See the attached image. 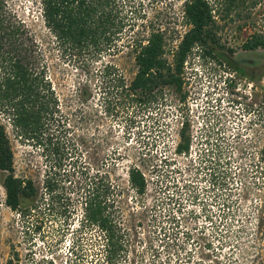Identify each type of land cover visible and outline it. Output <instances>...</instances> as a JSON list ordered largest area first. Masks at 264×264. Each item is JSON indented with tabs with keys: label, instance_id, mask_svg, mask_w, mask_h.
<instances>
[{
	"label": "rangeland",
	"instance_id": "1",
	"mask_svg": "<svg viewBox=\"0 0 264 264\" xmlns=\"http://www.w3.org/2000/svg\"><path fill=\"white\" fill-rule=\"evenodd\" d=\"M7 1L32 22L42 44L46 73L59 98L72 147L60 170H52L54 162L47 150L32 139L20 138L0 115L15 176L32 179L40 197L46 174L56 171L64 190L53 194L60 198L53 201L54 212L48 211L46 199L38 198L39 208L20 217L5 203L2 181L7 172L0 170V263L6 264L14 251L18 257L13 264L72 263L70 247L81 216L82 167L90 174L108 172L115 188L128 244L120 264H264V49L242 48L253 32L245 18L250 9L237 7L224 16L223 7L217 6L216 39L208 44L212 55L195 45L178 74L180 90L159 84L151 98L129 103L116 87L121 81L128 84L136 73L128 36L121 35L118 51L77 56L45 29L31 0ZM136 8L147 12L146 18L136 19L137 27L146 24L144 19H156L165 27L164 58L173 64L188 29L179 14L180 2L161 0L151 7L145 1ZM239 59H244L243 65L250 61L246 77L234 68ZM106 63L113 67L110 75L103 72ZM250 74L259 78L251 79ZM225 76L233 105L226 106L222 124L218 129L203 125L188 151L176 152L180 122L184 119L190 125L189 101H198L203 87L214 86L210 77H219V82ZM197 111L199 104L194 114ZM74 165L75 176L68 172ZM132 166L146 178L143 194L128 182ZM78 236L86 249L78 264H92L97 233L85 228Z\"/></svg>",
	"mask_w": 264,
	"mask_h": 264
},
{
	"label": "trees",
	"instance_id": "2",
	"mask_svg": "<svg viewBox=\"0 0 264 264\" xmlns=\"http://www.w3.org/2000/svg\"><path fill=\"white\" fill-rule=\"evenodd\" d=\"M151 7L161 0H31L39 12L43 26L70 52L79 56L82 53L100 55L106 50L118 51L121 35L128 36L127 45L133 53L136 73L128 84L116 85L129 99V103L141 102L152 97L159 85H175L180 90L183 62L195 45L202 46L204 54L212 55L208 47L214 42L216 32L213 25L223 7V15L229 16L231 10L246 7L253 10L245 14L253 32L242 43L244 50L264 49V0H167L180 2V17L188 26L175 51L174 63L164 58L165 27L156 19H144L146 24L136 25V19L146 18V11H138L136 6L144 2ZM217 7V8H218ZM139 12V13H138ZM245 24V23H244ZM42 44L32 27V22L22 18L9 6L7 0H0V115L8 119L12 131L20 138L32 139L43 146L53 158L52 170H60L71 150L64 122L61 120L59 98L46 73ZM244 59L234 64L240 76L244 75ZM255 63H259L255 61ZM112 65L104 64L103 72L110 75ZM258 79L259 75L249 76ZM185 98V95H181ZM188 124L184 122L179 131L180 142L174 150L186 153L190 145L187 134ZM72 167V172L78 171ZM0 170L6 171L2 185L5 190V203L20 217L39 208L40 200H47L48 211L54 212L53 201L62 194L61 180L56 171L46 174L43 180V194L37 196L38 189L30 178L15 176L13 153L6 126L0 123ZM81 182V216L70 254L72 263L78 264L85 256L81 238L78 236L85 228L97 233L95 259L92 264H120L128 249L126 228L122 215L115 204L114 186L108 172L96 171L92 174L79 167ZM51 172V171H50ZM66 172V176H68ZM84 175V176H82ZM54 176V177H53ZM128 182L136 193L143 194L146 189L144 173L137 167H129ZM66 180V178H65ZM60 189V190H59ZM48 194V195H45ZM50 194V195H49ZM58 194V195H53ZM39 198V199H38ZM58 199H60L58 197ZM67 215H70V210ZM55 214V213H54ZM68 217V216H67ZM66 222V220H63ZM70 227L66 222L65 226ZM64 227V228H69ZM67 230V229H66ZM264 245V227L262 228ZM18 257L16 251L6 264H13ZM1 264V263H0Z\"/></svg>",
	"mask_w": 264,
	"mask_h": 264
},
{
	"label": "built area",
	"instance_id": "3",
	"mask_svg": "<svg viewBox=\"0 0 264 264\" xmlns=\"http://www.w3.org/2000/svg\"><path fill=\"white\" fill-rule=\"evenodd\" d=\"M219 77H210L214 86L203 87L198 101L194 99L188 103L189 118L187 120L190 123V125H188L190 127L189 147H191L192 140L197 139L198 129L203 127V125H207L208 123L211 127H216V129H218V125L221 123V118L223 117V113H225V109L233 105V101L227 97V89L224 86L226 84V78L224 77V80L219 79V82H216ZM198 104L200 111H197V113L194 114V111L198 108ZM183 124L184 119L180 122V126L182 127Z\"/></svg>",
	"mask_w": 264,
	"mask_h": 264
},
{
	"label": "flooded vegetation",
	"instance_id": "4",
	"mask_svg": "<svg viewBox=\"0 0 264 264\" xmlns=\"http://www.w3.org/2000/svg\"><path fill=\"white\" fill-rule=\"evenodd\" d=\"M249 63H250V61H247V62L243 65V66H244V76H245V77L248 75L245 66H247V64H249ZM174 87H175V85H174Z\"/></svg>",
	"mask_w": 264,
	"mask_h": 264
},
{
	"label": "clouds",
	"instance_id": "5",
	"mask_svg": "<svg viewBox=\"0 0 264 264\" xmlns=\"http://www.w3.org/2000/svg\"><path fill=\"white\" fill-rule=\"evenodd\" d=\"M225 78H226V76H225Z\"/></svg>",
	"mask_w": 264,
	"mask_h": 264
}]
</instances>
